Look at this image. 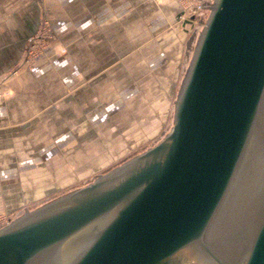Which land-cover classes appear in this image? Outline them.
Instances as JSON below:
<instances>
[{
  "label": "water",
  "instance_id": "obj_1",
  "mask_svg": "<svg viewBox=\"0 0 264 264\" xmlns=\"http://www.w3.org/2000/svg\"><path fill=\"white\" fill-rule=\"evenodd\" d=\"M208 10L168 133L24 208L0 264H264V0Z\"/></svg>",
  "mask_w": 264,
  "mask_h": 264
},
{
  "label": "rangeland",
  "instance_id": "obj_2",
  "mask_svg": "<svg viewBox=\"0 0 264 264\" xmlns=\"http://www.w3.org/2000/svg\"><path fill=\"white\" fill-rule=\"evenodd\" d=\"M175 1L181 12V1ZM193 1L203 10L190 28L183 27L180 13L173 15L168 0H36V28L19 59L0 76V102L9 100L7 86L18 82L20 99L41 105L31 114L34 122L55 117L60 108L68 130L60 147L48 123L45 142L4 140L2 132L17 133L19 122L0 125V161L8 158L26 170L28 183L19 191L36 199L13 216L0 212L1 217L12 221L24 208L33 210L89 184L168 133L173 102L213 2ZM182 29L189 31V48L177 70L165 54L171 55V44L186 40ZM177 71L174 79L171 73ZM19 111L8 110L14 117Z\"/></svg>",
  "mask_w": 264,
  "mask_h": 264
},
{
  "label": "crops",
  "instance_id": "obj_3",
  "mask_svg": "<svg viewBox=\"0 0 264 264\" xmlns=\"http://www.w3.org/2000/svg\"><path fill=\"white\" fill-rule=\"evenodd\" d=\"M168 2L172 5V9L175 13L173 15L177 16L178 13H180L179 5L175 0H168ZM157 6V8L163 9V5ZM36 7V0H0V76H3V74L19 59L28 36L35 30L37 24L35 15ZM186 26H189L190 28L192 27L190 24H187ZM184 31L185 30L182 29V35H184L183 37L186 40H183L180 46L177 44H171L167 49L171 50L169 51L171 52V55H168V53L165 54V57H167L166 59L175 60V63L171 65V68L175 67L177 70L180 68V60L184 55L186 56V49L189 48V42H187L189 31ZM184 41H186L187 44L186 47L183 48V45L185 44ZM164 46H166V44H164ZM28 75L29 74H27V76ZM171 76H174V79L176 76L177 79L178 71L175 72V74L172 72ZM174 79L172 80V83H174ZM17 83L18 82H15L7 86L8 89L6 87L11 95L9 100L0 102V125L3 126L9 124V122L6 121L11 119L17 121V123L19 122L18 126H20V128H17L18 130L16 129L17 133H13V131H15L13 129L8 132H2L1 135L4 137V140L11 141V139H15L18 141H29L38 138L41 142H45L47 137L44 135L43 127L45 123H48L49 125L54 126L55 129L52 130V128H49V131L52 130L56 134L57 139L60 140L61 147V141L64 138L66 139L67 135L68 117L63 114L59 108L58 113H55V117L50 115L48 118L44 119V121H39L38 123L34 122L33 119L35 118L32 117L31 114H33L35 109L39 108L41 105L37 106V101L35 99H29V97L26 101L20 99V96H18L20 93L18 87L20 86H17ZM29 86L30 85H28V90H26L27 92L32 91V87L29 88ZM1 90L2 89H0V94L2 93ZM9 109H13L14 112L15 109H21L22 111L17 113V117H14L12 116V112H8ZM50 120L54 123H50ZM24 125H26V127L22 129L21 127ZM63 135L64 138H62ZM8 144L10 146L12 145L11 142H8ZM63 146L65 148L67 147L66 144ZM25 173L26 170L19 167L18 163H12L10 165L8 163V158H3L0 161V212L13 216L24 206L36 201L33 194L21 193L19 191V188L25 187L28 183L27 180L29 178L22 175Z\"/></svg>",
  "mask_w": 264,
  "mask_h": 264
},
{
  "label": "built area",
  "instance_id": "obj_4",
  "mask_svg": "<svg viewBox=\"0 0 264 264\" xmlns=\"http://www.w3.org/2000/svg\"><path fill=\"white\" fill-rule=\"evenodd\" d=\"M182 3V10L179 14V21L182 24L193 23L196 17H198L203 10V7L200 4H196L193 0H179ZM183 24V25H184ZM9 219L0 216V229L6 226L9 223Z\"/></svg>",
  "mask_w": 264,
  "mask_h": 264
}]
</instances>
